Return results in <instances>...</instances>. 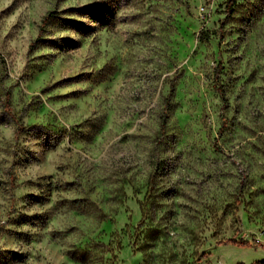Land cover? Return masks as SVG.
Returning <instances> with one entry per match:
<instances>
[{"label":"rangeland","instance_id":"rangeland-1","mask_svg":"<svg viewBox=\"0 0 264 264\" xmlns=\"http://www.w3.org/2000/svg\"><path fill=\"white\" fill-rule=\"evenodd\" d=\"M0 264H264V0H0Z\"/></svg>","mask_w":264,"mask_h":264},{"label":"trees","instance_id":"trees-1","mask_svg":"<svg viewBox=\"0 0 264 264\" xmlns=\"http://www.w3.org/2000/svg\"><path fill=\"white\" fill-rule=\"evenodd\" d=\"M94 7H95L94 5H86L83 8H80V9L81 10H84V11H86V13H88V12H91L92 9H94ZM55 17H56L55 14L49 13L48 16H46V17H44L42 19V25L48 24L49 21L52 20V19H54ZM6 98L8 100L9 99V95H6ZM6 107H8V104H6ZM166 126H167V118H166V116H164L163 119H162V122H161V130H162V132L165 131ZM233 243H236V242H233ZM238 245H240V246H247V244L245 242L244 243H240Z\"/></svg>","mask_w":264,"mask_h":264}]
</instances>
